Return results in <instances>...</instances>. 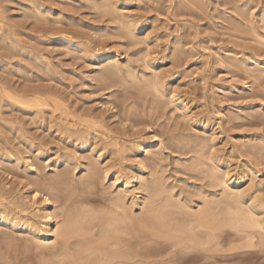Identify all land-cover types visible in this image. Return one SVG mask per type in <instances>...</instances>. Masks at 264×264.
Segmentation results:
<instances>
[{
    "label": "rangeland",
    "instance_id": "1",
    "mask_svg": "<svg viewBox=\"0 0 264 264\" xmlns=\"http://www.w3.org/2000/svg\"><path fill=\"white\" fill-rule=\"evenodd\" d=\"M101 51L116 54L120 71L104 75ZM127 68L159 80L185 112ZM199 157L264 199V0H0V209L10 220L24 223L18 212L39 221L36 190L57 207V222L82 206L101 214L115 195L113 174L131 163L200 200L194 186L219 189L197 176L207 171ZM87 218L95 245L97 217ZM252 235L250 245L225 229L214 250L184 258L151 244L155 253L139 249L135 261L264 264V235ZM38 244L0 225V264L67 263Z\"/></svg>",
    "mask_w": 264,
    "mask_h": 264
},
{
    "label": "bare ground",
    "instance_id": "2",
    "mask_svg": "<svg viewBox=\"0 0 264 264\" xmlns=\"http://www.w3.org/2000/svg\"><path fill=\"white\" fill-rule=\"evenodd\" d=\"M112 4L114 3H104V10L110 12L113 9ZM66 46L75 48L77 45L68 41ZM107 51L98 52L95 59L106 62L102 67L104 75L108 77L114 71H120L121 62L116 60V54L112 55ZM128 72L143 88L154 91L160 98L166 97L185 112L186 104L179 101L175 94L168 93L159 80L139 79L136 78L135 73L133 74L130 70ZM153 142L154 140H151L149 144L154 145ZM141 144L144 145L146 142ZM137 153L139 155L140 152ZM199 162L197 164L199 166L207 165V171L199 170L197 176L207 177L208 186L219 190L207 188L206 190L194 186L191 189L193 194L200 197V200L195 201L185 197V194L183 196L182 192H173L175 188L173 190L172 184H166L167 182L164 183L161 179L157 180L153 175L149 177L143 165L131 163L127 165L128 173L116 171L113 174V184L117 187L115 195L108 199L109 204L103 213L100 214L102 209H96L99 211L97 214L100 215L96 216L97 225L95 226L99 232L98 237L94 236L97 238L95 245H92L91 239L86 237L84 232L87 229L83 227L84 221L86 224L89 222L85 220L87 217L90 221L96 220L97 214L93 207L84 209L82 206L83 209L79 208L73 214L62 213V219L57 222L55 220L57 207L49 197L38 190L33 191L31 198L41 203L40 206L35 207L37 209L35 218L39 221L34 222L31 218L15 212L14 219H24V223L15 222L0 209V225L15 228V230L18 227L25 230L36 242H39L38 245L55 249L54 254L59 256L61 261H67L66 264H136L135 257L139 255V249L142 254L147 253V255L155 251L154 248L150 249L151 244L166 246L172 251L176 250L180 258H184L195 248L207 252L214 250L219 245L218 238L225 229L234 231L253 245L254 231L264 235V199L257 196L260 189L253 187L252 191L243 190L239 188L242 178L231 175L227 168L209 164L210 162L207 163L200 157ZM91 166H89V176L94 172L92 169L94 167L91 168ZM54 185L56 186L50 183L47 189L56 190ZM86 224H84L85 227L89 225ZM53 233L57 238L56 241L48 242ZM73 237L76 240L73 241ZM90 237L92 238V235ZM91 251H96L97 254L92 255Z\"/></svg>",
    "mask_w": 264,
    "mask_h": 264
}]
</instances>
